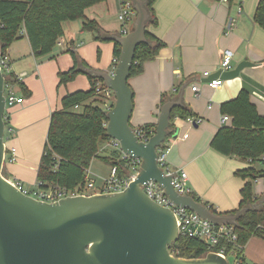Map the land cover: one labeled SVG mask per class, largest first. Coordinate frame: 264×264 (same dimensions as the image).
Segmentation results:
<instances>
[{
    "label": "crops",
    "instance_id": "crops-1",
    "mask_svg": "<svg viewBox=\"0 0 264 264\" xmlns=\"http://www.w3.org/2000/svg\"><path fill=\"white\" fill-rule=\"evenodd\" d=\"M258 2L238 0L229 5L218 0H157L154 9L158 25L150 26L148 31L161 39L165 47L156 59L145 63L142 74L129 79L136 104L130 121L135 131L149 128L156 132L164 94L178 93V98L182 95V104L191 108L196 120H202L195 123L175 120L179 132L178 139L168 140L169 169L185 170L191 196L209 203L219 213L238 210L241 190L247 181L237 173L250 166L211 147L214 136L223 127L221 105L245 89L264 116V29L254 20ZM120 12V0H106L87 9L84 19L65 22L64 35L59 38L62 45L55 46L48 55H35L27 37L15 41L8 49L11 74L18 80L12 91L24 99L22 104L9 107L5 113L13 131L7 145L15 148L17 154L16 162L5 163L10 179L22 181L28 189L35 187L52 114L63 109L62 101L68 95L90 91L88 74L114 73L115 42L126 36L122 34L124 29L128 33L133 29L137 18L136 14L127 24H122ZM90 22L93 27L86 28ZM227 50L234 53L231 69L244 61L253 63L254 67L224 81L220 89L212 90L203 73L210 72L212 78L221 69ZM73 52L78 57L81 73L71 82L60 85L59 74L67 73L75 65ZM192 85L199 86L200 92L194 93ZM90 104L102 107L94 95L72 111L82 113ZM185 135L187 138H183ZM88 170L102 180L109 177L91 172L92 164ZM258 170L264 171L263 167ZM263 179L260 176L254 182L257 185L254 194L260 201H264ZM263 245L264 240L259 238L250 240L244 249L246 264H264ZM249 252L258 258L248 262Z\"/></svg>",
    "mask_w": 264,
    "mask_h": 264
},
{
    "label": "water",
    "instance_id": "water-1",
    "mask_svg": "<svg viewBox=\"0 0 264 264\" xmlns=\"http://www.w3.org/2000/svg\"><path fill=\"white\" fill-rule=\"evenodd\" d=\"M132 1L137 18L133 29L117 38L121 53L115 71L98 73L116 97L114 107L106 114L107 136L119 142L124 155L141 161L139 173L124 191L69 196L47 203L7 181L3 175L7 76L0 69V264H228L215 252L193 259L171 254L170 249L180 239L176 216L143 190L155 182L175 205L219 226L235 224L245 212L219 215L194 197L180 195L174 188V178L159 167L158 149L169 140L170 116L182 105V95L161 107L156 132L148 142L141 141L131 126L136 104L129 85L130 72L137 47L147 41L149 20L146 0ZM250 67L254 64L244 61L235 69H220L212 78L229 81ZM178 132L176 128L174 139Z\"/></svg>",
    "mask_w": 264,
    "mask_h": 264
},
{
    "label": "trees",
    "instance_id": "trees-1",
    "mask_svg": "<svg viewBox=\"0 0 264 264\" xmlns=\"http://www.w3.org/2000/svg\"><path fill=\"white\" fill-rule=\"evenodd\" d=\"M106 0H0V40L2 53L7 54L10 46L20 39L27 37L35 55L44 56L52 53L57 40L64 35L65 22L78 21L85 18L87 9L101 4ZM157 0H146L145 8L149 13L146 25V43L139 45L135 51V57L131 68L130 78L143 73L145 63L153 61L165 43L150 33L147 28L158 25L157 14L154 5ZM238 0H228L229 5ZM254 20L264 29V0H259ZM93 23H88V26ZM93 27V26H92ZM95 28V27H94ZM97 29V27H96ZM121 53V45L115 42L114 58L116 65ZM75 65L67 73H60V85H65L76 78L81 70L78 69L79 61L73 52ZM88 68V66H86ZM91 89L88 92H77L65 97L62 101L63 109L52 114L47 141L37 171V182L40 188L48 191L58 187L69 191L79 189V193H85L86 171L93 160L99 156L100 144L111 141L107 136V113L99 106L90 104L84 107L82 113L72 111V108L80 106L94 96L96 83H102V79L94 73L88 74ZM18 84V80L12 74L5 80L6 89L10 90ZM25 93L30 94L28 91ZM178 94V93H177ZM162 95L161 105L168 101H175L178 95ZM221 113L231 117V121L223 126L214 136L211 147L226 157H235L243 162H248V168L239 171L237 176L247 181L241 190V202L238 210L231 213H219L216 209L194 197L210 210L219 215H234L245 209L240 215L235 226L238 235V245L242 250L238 257L241 264H246L243 250L253 238L264 240V201H260L254 194L253 184L256 179L264 175L255 165L264 155V116L261 115L256 105L251 100L249 91L243 89L238 96L221 105ZM195 114L188 106L182 104L173 109L170 116V135L175 134V120H187L194 118ZM6 129L9 122L5 114ZM147 137H152L155 131L149 128L142 129ZM104 160L117 168L120 178L127 177L129 169L122 159L104 158ZM3 175L8 177L6 169ZM9 178V177H8ZM191 196V195H190ZM220 246L209 250L205 241L198 238L181 236L173 244L170 253L176 257L186 259L202 258L209 252H219ZM235 249V245L227 244L228 255Z\"/></svg>",
    "mask_w": 264,
    "mask_h": 264
},
{
    "label": "built area",
    "instance_id": "built-area-1",
    "mask_svg": "<svg viewBox=\"0 0 264 264\" xmlns=\"http://www.w3.org/2000/svg\"><path fill=\"white\" fill-rule=\"evenodd\" d=\"M224 3H228V0H218ZM121 3V12L119 15V20L122 24H127L133 16L137 14L135 10L134 3L132 0H120ZM232 25V24H231ZM123 35H127L128 31L124 29L122 31ZM62 42L60 39L57 40L56 46H61ZM234 53L232 51H225L223 60L221 63V70L226 71L232 68V59ZM0 69L2 73H5L6 76L12 73L11 70V59L7 54H3L0 57ZM210 72H204L203 77L209 79L208 86L212 90L220 89L223 84L224 80L221 78H211ZM192 91L194 93H199L200 88L197 85H192ZM94 95L97 99L101 101L102 109L108 113L115 105L116 97L114 91L107 87L104 82L96 83L94 87ZM5 97L7 103V109L12 107L16 104H22L23 98H18L13 93L12 89L8 90L5 86ZM212 106L210 105V108ZM78 108V106H76ZM177 120V119H176ZM190 123L201 122L202 120H196L195 118L187 119ZM231 121V117L228 115H223L221 118V125L225 126ZM108 124V123H107ZM106 124V126H107ZM138 137L141 141L148 142L150 139L145 135V132L142 130L136 131ZM13 138V131L12 129H5V144H6V154H5V163H14L17 161V154L16 149L13 147H9L7 144L9 140ZM172 137L169 138V140ZM183 138H187L185 135ZM178 139V137H177ZM110 143L117 149L121 151L120 144L118 141L111 139L108 144ZM122 154V160L126 162V166L129 169V174L127 177L120 178L117 174V168L113 167L110 173V176L107 179H104L101 183L98 193H117L124 191L131 181H133L140 170L141 161L138 159H133L127 155ZM168 154H169V146L168 142L165 143L161 148L158 149V159H159V167L165 172L166 175H171L174 178V188L180 195L190 196L192 191L189 187V177L185 170H178L176 172H172L169 169V162H168ZM261 164L264 165V155L260 158ZM5 177V176H4ZM7 181L21 190L24 194L29 195L39 201L47 202V203H54L59 201L60 199L69 197V196H77V195H86L80 194L79 189H75V191H69L66 189H61L58 187L51 188L48 191H45L40 188V183H36L33 189H28L25 187L24 183L20 180H13L8 177H5ZM258 182V179L255 180V183ZM97 187V181L90 177V171H86V189H94ZM85 189V192H86ZM145 193L156 203L159 205L170 208L177 219V224L179 228L180 237H188V238H198L204 240L208 249L212 250L215 247L220 246L221 249L219 252H215L224 259L228 261L230 264V257H234L233 264H241V260L238 257L239 251L242 250L241 246L238 245V235L235 232V226L233 224L229 225H215L212 222L202 218L197 213L193 211L180 207L174 204L167 196L165 191L155 182L150 183L143 187ZM95 193V194H98ZM93 195V194H92ZM227 244L235 245V249L232 251L231 254L228 255L227 253ZM213 252V251H211Z\"/></svg>",
    "mask_w": 264,
    "mask_h": 264
},
{
    "label": "rangeland",
    "instance_id": "rangeland-1",
    "mask_svg": "<svg viewBox=\"0 0 264 264\" xmlns=\"http://www.w3.org/2000/svg\"><path fill=\"white\" fill-rule=\"evenodd\" d=\"M104 158H110L111 160L112 159L120 160L122 158V154H121V151L115 148L111 143L110 145L107 143V146H103V144H100V155L96 159L93 160L92 162L93 171L91 170V172H97L101 176L108 177L110 176V172H111V164L106 162ZM255 166L257 169H261V167H263L264 169V165L259 162ZM90 177L97 181V187L94 189L93 188L86 189V192L84 193L86 195H92V194L98 193L99 187L101 183L103 182V180L99 178L97 175H95L94 173L92 174L90 173ZM263 184H264V179H263ZM261 186L263 185L261 184ZM25 187L28 188V186H25ZM253 187L255 189V187L257 188V185L253 184ZM263 249H264V245H263ZM248 254L250 255L248 262H250L251 258H253V260L255 258H258V255H256L253 252H249ZM246 256L247 255L245 254V250H243V257L245 259H246ZM229 261H230V264H233L234 257H230Z\"/></svg>",
    "mask_w": 264,
    "mask_h": 264
}]
</instances>
